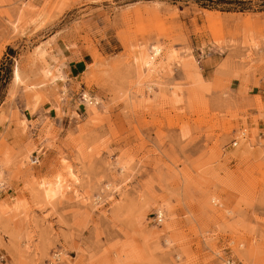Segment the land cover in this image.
I'll list each match as a JSON object with an SVG mask.
<instances>
[{"label": "rangeland", "instance_id": "obj_1", "mask_svg": "<svg viewBox=\"0 0 264 264\" xmlns=\"http://www.w3.org/2000/svg\"><path fill=\"white\" fill-rule=\"evenodd\" d=\"M226 257L264 264V0H0V264Z\"/></svg>", "mask_w": 264, "mask_h": 264}, {"label": "crops", "instance_id": "obj_2", "mask_svg": "<svg viewBox=\"0 0 264 264\" xmlns=\"http://www.w3.org/2000/svg\"><path fill=\"white\" fill-rule=\"evenodd\" d=\"M62 47V46H60ZM46 51V50H45ZM53 56L56 58L55 62H53L52 66H61V74L64 77L63 81L57 82V86L61 89H65L69 92V95L73 96L72 93V84L70 83L71 80L77 79L79 75L83 72L84 66L86 65V58L82 57L81 59H77L76 57L72 56V54L64 48L61 54L53 53ZM48 57L44 61V68H46L45 63L49 60ZM50 70V67H49ZM48 70V71H49ZM50 72V71H49ZM53 80H55L54 76L52 75Z\"/></svg>", "mask_w": 264, "mask_h": 264}, {"label": "bare ground", "instance_id": "obj_3", "mask_svg": "<svg viewBox=\"0 0 264 264\" xmlns=\"http://www.w3.org/2000/svg\"><path fill=\"white\" fill-rule=\"evenodd\" d=\"M36 54H41V51H40V47H38L36 50ZM154 53H155V55L158 53V50L157 49H155L154 50ZM44 58V57H43ZM41 60V59H40ZM142 65H144L145 67H149V65H150V61H145V62H143L142 63ZM44 70V69H43ZM49 70V67H46V70H45V78H48L49 77V75H50V72L48 71ZM21 78H20V74H19V72H18V70L17 69H14V71H13V82H18L19 80H20ZM85 99H87V96L85 95ZM86 103H87V105H88V101H86ZM90 104V103H89ZM235 145V144H234ZM239 262V263H241L242 264V262L241 261H238V260H236V259H234V258H231V257H226L224 260H223V264H235V262Z\"/></svg>", "mask_w": 264, "mask_h": 264}, {"label": "built area", "instance_id": "obj_4", "mask_svg": "<svg viewBox=\"0 0 264 264\" xmlns=\"http://www.w3.org/2000/svg\"><path fill=\"white\" fill-rule=\"evenodd\" d=\"M33 162H34V164H36V163H38V160H37L36 158H34ZM160 220H161V219L156 215V216H155V221H156L157 223H159ZM235 264H241V263H239V262L236 261Z\"/></svg>", "mask_w": 264, "mask_h": 264}]
</instances>
